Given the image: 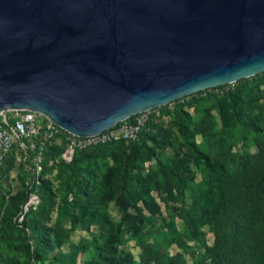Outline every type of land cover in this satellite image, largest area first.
<instances>
[{
    "label": "trees",
    "instance_id": "trees-1",
    "mask_svg": "<svg viewBox=\"0 0 264 264\" xmlns=\"http://www.w3.org/2000/svg\"><path fill=\"white\" fill-rule=\"evenodd\" d=\"M262 84L264 72L200 91L188 104L210 105L197 116L175 102L137 140L76 150L71 161L65 134V146L52 141L41 173L0 193V264H264V116L252 106ZM167 148L185 157L165 161ZM77 232L87 235L75 242Z\"/></svg>",
    "mask_w": 264,
    "mask_h": 264
},
{
    "label": "water",
    "instance_id": "water-1",
    "mask_svg": "<svg viewBox=\"0 0 264 264\" xmlns=\"http://www.w3.org/2000/svg\"><path fill=\"white\" fill-rule=\"evenodd\" d=\"M264 72V0H0V115L78 136Z\"/></svg>",
    "mask_w": 264,
    "mask_h": 264
},
{
    "label": "built area",
    "instance_id": "built-area-1",
    "mask_svg": "<svg viewBox=\"0 0 264 264\" xmlns=\"http://www.w3.org/2000/svg\"><path fill=\"white\" fill-rule=\"evenodd\" d=\"M172 103V102H171ZM161 107L137 113L98 134L74 135L49 117L33 110H8L0 115V170L13 151L23 153L40 174L48 145L65 134L67 147L63 157L71 161L76 150H84L118 140H137L144 127L161 116ZM37 194L30 197L29 204H38ZM28 208V207H27Z\"/></svg>",
    "mask_w": 264,
    "mask_h": 264
},
{
    "label": "rangeland",
    "instance_id": "rangeland-1",
    "mask_svg": "<svg viewBox=\"0 0 264 264\" xmlns=\"http://www.w3.org/2000/svg\"><path fill=\"white\" fill-rule=\"evenodd\" d=\"M238 82V81H237ZM237 82L228 84L231 87H234ZM203 93H214L217 91H221V88H208L205 90H202ZM200 92V91H199ZM199 92L193 93L191 95H188L184 98L178 99L172 103H169L167 105L162 106L163 108H166L169 110H173V107L175 105V102H181L186 104L187 109L191 111L195 116H197V109L203 108L204 106L210 105L208 104H202V103H193V104H188L189 102L192 101L193 96L198 94ZM252 106L255 108L260 114L264 116V85L262 84L260 86V90L256 92V94L252 98ZM213 112L216 114V110L213 109ZM169 114H165L164 117L161 119L165 123L166 127L173 126V119ZM173 131L175 130V127L172 128ZM53 145L59 146L63 145L65 146L64 142L60 139L56 140V142H53ZM180 156V158H184L185 155L183 152L173 149V148H167L164 151H161V157L163 160L167 161L169 158L173 159L176 158L177 156ZM29 160L26 159L25 155L19 151H13L12 155L10 156V159L7 161L5 164L4 168L0 172V193L2 196H7L9 197L11 194L15 193L18 191V189L21 187V178H25V180H30L35 174V171L31 168V165L29 164ZM194 164L191 163V168L194 169ZM57 171L56 169L52 170L51 172H47L46 176L50 177L55 180V175ZM164 208V216L168 217L171 213V211L164 206V203L160 201ZM28 209V208H26ZM110 212L112 214V217L114 220L119 221L121 219V211L120 209L114 204V202H111L109 205ZM175 212V211H174ZM176 217V223L178 225H182V218L177 215L175 212ZM84 235H87L85 232H77L74 233L72 236V239L75 242H78ZM213 236L209 234V239H212ZM197 241H195L196 244ZM130 247L133 251L136 253L139 252V249L136 247L134 242L130 243Z\"/></svg>",
    "mask_w": 264,
    "mask_h": 264
}]
</instances>
